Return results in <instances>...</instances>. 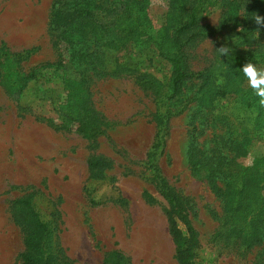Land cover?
<instances>
[{
  "label": "rangeland",
  "instance_id": "obj_1",
  "mask_svg": "<svg viewBox=\"0 0 264 264\" xmlns=\"http://www.w3.org/2000/svg\"><path fill=\"white\" fill-rule=\"evenodd\" d=\"M150 1L154 30L163 33L167 2ZM240 1L246 6L252 0ZM54 2L0 0V47L5 45L13 53L33 49L19 61L26 73L56 59L49 31ZM222 6L207 8L202 22L217 25ZM244 21L241 16L238 28ZM223 38L224 32L197 42L191 49L192 69L208 66ZM141 41L112 53L111 59L119 56L122 64L130 63L139 72L151 73L158 79L156 84H167L171 64L151 41ZM136 77L139 74L122 73L93 78L83 85L80 76L70 70L47 73L38 81H26L21 103L0 84V264H22L28 230L19 199H30L52 231L46 242L54 240L55 252L72 264H105L110 252L119 254L118 263L114 260L113 264H179L169 232L168 204L152 182V169L146 164L158 131L155 98L137 84ZM65 87L89 91L92 108L102 118V134L87 139L47 124L44 118L57 117L54 99L67 97ZM242 87L251 89L247 78ZM198 89L199 84L188 83L180 94L183 102L172 106L177 112L172 114L156 162L169 185L189 200L200 239L199 264H264L260 247L247 250L230 242L225 200L195 173L193 139L204 151L213 146L215 134L226 131L202 101L194 99ZM239 96L229 93L215 105L217 115L235 113L232 120L236 133L244 122L251 130L257 115L240 104ZM253 134L244 159L250 164L264 157V128ZM94 156H102L111 164L98 176L88 166Z\"/></svg>",
  "mask_w": 264,
  "mask_h": 264
},
{
  "label": "trees",
  "instance_id": "obj_2",
  "mask_svg": "<svg viewBox=\"0 0 264 264\" xmlns=\"http://www.w3.org/2000/svg\"><path fill=\"white\" fill-rule=\"evenodd\" d=\"M166 2L165 31L156 34L149 12L150 0H55L51 7L49 31L53 36L56 59L26 73L19 61L33 49L13 53L3 45L0 47V84L20 102L26 81H38L47 73L57 75L70 70L80 76L79 83L83 85L93 78L139 74L137 84L152 92L155 98L154 120L158 128L146 164L152 169V182L168 204L169 232L176 245L175 257L179 264H199L200 239L190 215L189 200L169 185L155 156L164 147L165 132L173 112H177L172 106L183 102L180 94L188 83L199 84L200 89L194 99L201 100L215 121L222 122V129L226 128V131L215 134L213 146L204 151L193 139L195 173L208 181L218 196L225 200L224 216L229 218L230 242L247 250L260 247L262 252L259 256H264V157L251 164L244 160L255 136L253 133L256 131L258 135L264 128V104L260 103L253 90L243 89L246 77L240 71L249 61L264 64V28L257 32L258 26L252 18L255 14L264 15V0H252L246 6L240 0ZM220 3L224 6L219 23L214 26L203 23L206 9ZM241 16L245 21L238 28ZM222 32L224 38L217 49L227 46L231 48L229 55L220 57L216 50L208 66L192 69V47L200 40ZM141 40L151 41L158 54L171 64L167 84H156L158 79L151 73L139 72L130 63L122 64L119 56L111 59L112 53L120 52L130 44H141ZM65 90V99H54L57 117L44 118L47 124L77 132L87 139L102 134V118L92 108L89 91L83 93L78 87H65ZM240 91H243L242 95ZM229 93H238L240 104L257 112L251 130L244 122L240 133H236L233 112H227L223 117L217 115V100ZM110 165L102 156L88 160L89 169L95 176L101 175ZM18 203L23 207V223L28 230L25 251L21 254L22 264H72L66 256L61 258L55 252L54 240L46 242V239H51L52 231L31 205L30 199H19ZM118 255V252L108 253L105 264H113L114 260L118 263Z\"/></svg>",
  "mask_w": 264,
  "mask_h": 264
},
{
  "label": "clouds",
  "instance_id": "obj_3",
  "mask_svg": "<svg viewBox=\"0 0 264 264\" xmlns=\"http://www.w3.org/2000/svg\"><path fill=\"white\" fill-rule=\"evenodd\" d=\"M258 30L264 28V15L255 14L252 16ZM217 50L218 55L228 56L231 48L221 46ZM240 71L247 78L248 87L251 88L254 94L260 98V103L264 104V67H261L256 62L249 61L242 66Z\"/></svg>",
  "mask_w": 264,
  "mask_h": 264
}]
</instances>
